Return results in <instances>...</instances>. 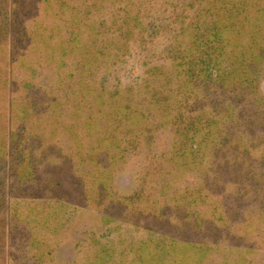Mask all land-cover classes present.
<instances>
[{
	"label": "rangeland",
	"instance_id": "obj_1",
	"mask_svg": "<svg viewBox=\"0 0 264 264\" xmlns=\"http://www.w3.org/2000/svg\"><path fill=\"white\" fill-rule=\"evenodd\" d=\"M139 6L147 25L174 4ZM116 15L109 0H0V264H264V58L251 66L256 92L210 91L239 118L221 138L185 142L141 106L147 119L116 133L117 149L113 97L126 111L174 34L109 35Z\"/></svg>",
	"mask_w": 264,
	"mask_h": 264
},
{
	"label": "trees",
	"instance_id": "obj_2",
	"mask_svg": "<svg viewBox=\"0 0 264 264\" xmlns=\"http://www.w3.org/2000/svg\"><path fill=\"white\" fill-rule=\"evenodd\" d=\"M121 1L124 0H109V11L114 8V11L121 13L119 16L109 17V35L126 39L135 33L156 37L161 30L169 27L174 36L172 35V40L164 48V63L149 69L145 84L136 90V94L130 92V104L124 107L126 111L115 104L116 95L113 97L110 116L117 126L109 125V137H112L114 147L121 148V139L116 137V133L126 137L136 132L137 128L140 129L142 122L147 119L141 106H145L143 108L150 115L158 114L163 122L162 126L175 129L177 134L184 137L185 142L193 143L198 137L202 138V142H214L221 138L225 134L227 123L238 122L239 118L235 117L236 113L233 111L229 115L224 113L229 119L224 121L225 116L220 107L216 108L209 101L210 91L224 94L229 88L256 92L259 71L252 70L251 66L264 58V0H167L169 5L174 4L169 15L165 19L160 16L152 21L150 19L147 25L141 19L140 6L135 13L132 8L136 1L140 4L150 0H127L123 7L116 9L117 3ZM60 5V8H64L65 3ZM63 10L60 9L59 13L65 16ZM70 17L75 24V16L71 14ZM19 30L20 40L29 43L35 41L34 34L24 27ZM75 32L73 29L71 34L75 35ZM75 41L76 37L69 40L73 52L76 50ZM62 48L65 50V47ZM9 62L14 63L11 59ZM167 62L169 70L165 72L163 69ZM240 68L244 69V74L238 73ZM230 75L232 78L228 79ZM115 107L118 109L115 110ZM229 107L233 106L227 103L226 108ZM60 114L55 117V121L64 128V110ZM34 116L38 118L41 115L37 113ZM90 122L95 120L91 118ZM88 126L93 129L91 124ZM25 130L28 131V128ZM143 130L147 131L146 125L142 127L141 131ZM24 140L18 139L19 144H24ZM65 159L63 153L61 162L64 163ZM29 173L25 178L31 181L37 177L38 172L32 168ZM53 176L56 177H53V184L60 188V176ZM144 250L147 249L142 246L140 258L145 256L144 253H149L145 251L142 255ZM153 261L154 264H159L155 263V259Z\"/></svg>",
	"mask_w": 264,
	"mask_h": 264
}]
</instances>
